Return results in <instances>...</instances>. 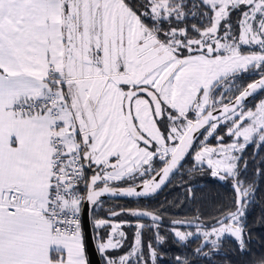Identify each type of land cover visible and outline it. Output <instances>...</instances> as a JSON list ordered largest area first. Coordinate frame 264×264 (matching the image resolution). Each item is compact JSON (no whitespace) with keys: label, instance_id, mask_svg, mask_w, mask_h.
<instances>
[{"label":"snow or ice","instance_id":"snow-or-ice-1","mask_svg":"<svg viewBox=\"0 0 264 264\" xmlns=\"http://www.w3.org/2000/svg\"><path fill=\"white\" fill-rule=\"evenodd\" d=\"M245 73L259 79L242 87ZM257 91L264 0H0V264H90V243L104 264H162L142 239L156 229L164 243L161 214L96 210L105 196L154 194L192 152L232 180L234 200L174 237L202 238L205 258L225 238L246 252L255 185L240 164L247 145L264 146V100L244 101Z\"/></svg>","mask_w":264,"mask_h":264},{"label":"trees","instance_id":"trees-1","mask_svg":"<svg viewBox=\"0 0 264 264\" xmlns=\"http://www.w3.org/2000/svg\"><path fill=\"white\" fill-rule=\"evenodd\" d=\"M258 78V74L245 73L239 84L246 87L248 83ZM263 95L264 91H261L245 106L252 107ZM220 134L222 135V132ZM200 136H198L199 140ZM209 143L216 144V140L210 138ZM192 154L193 152L182 161L185 166L180 174L176 173L160 194L141 205L143 208L150 204L152 210L158 211L166 219L178 217L183 220H195L199 217L198 222L204 224L203 226L212 225L216 222L218 210L232 207L233 182L231 179L220 180L202 169L195 168L191 159ZM242 157L240 168L243 170L245 164L247 168L240 178L244 180L245 186L255 185L253 200L245 217L246 239L249 241L247 250L241 252L234 239L225 238L220 251L205 258L195 253V250L203 244L199 239L183 245L182 253H178L182 259L187 258L190 264H264V146H260V143H252L245 148ZM96 214L104 217V214L97 212ZM210 248L211 245L205 247L204 251L208 252ZM161 262L176 264L174 258H164Z\"/></svg>","mask_w":264,"mask_h":264},{"label":"flooded vegetation","instance_id":"flooded-vegetation-1","mask_svg":"<svg viewBox=\"0 0 264 264\" xmlns=\"http://www.w3.org/2000/svg\"><path fill=\"white\" fill-rule=\"evenodd\" d=\"M219 132H222V135H225L226 129L221 127L219 129ZM200 137H201L200 140H202L203 136H200ZM225 140L227 142H230V138H228L226 135H225ZM211 144H213V143H211ZM213 145H215V144H213ZM198 147H199V144H197V148ZM191 159H192V161L194 163V167L195 168L197 167L199 169H202L203 171H206V172L210 173V176H212L211 175V171L207 168L206 164L205 165H201L200 167L195 165L196 161L194 159V152L191 155ZM183 166H185V164H183ZM183 166L182 167H178L179 169L177 171L175 170L176 172L174 171L173 176L176 173L180 174V171L183 168ZM173 176L171 177V179L173 178ZM171 179L166 184V186L160 192H158L155 196H152V197L144 199V200H125V199H113V198L103 199V201H104L103 208L97 209L96 212L99 213V214H104V217H105L107 215V212H108L109 209L119 210L121 208H125V209H147V210H152L150 208V204H148L147 207H143V208H142L141 204L142 203L145 204V202L150 201L151 199L156 197L158 194H160L167 187V185L170 183ZM162 217H163V219L160 222L161 227L159 229V232H160L161 235H163L165 237L164 243H162V244H157L156 243V240H155L156 229H145L142 239H143V242H144L145 246H147V244H149V243H152L153 246L158 250L160 261L163 260L164 258H166V259L174 258V260L176 261V258L180 257V255L178 253H182V249L181 248H182L183 245L188 244L189 242H192V241L199 240L201 238L198 239V238L195 237V238H190L187 242H180V241H178L177 238L174 237V234H173L172 230L174 228H179V230H181V231L191 232V231L197 230V228L194 227V225H196V223H199V222L193 220L194 223L192 225H174L172 223V221H174V220H183V219L178 218V217L169 218V219L167 218L166 219L163 215H162ZM115 219L116 220H128V221L135 222L138 218L130 216V215H122V216L115 217ZM140 222H142L144 224H148V225L151 224L150 218H143V219L140 220ZM124 231L127 233V241L125 242V248L120 250V251L126 250L132 244L133 236H134V232H135V227H134V225L132 227L125 226L124 227ZM97 251H98V249H97ZM98 255H99V259H100L101 264H104V258H103V256H101L99 251H98ZM112 255L116 256L117 253L113 252ZM180 258L182 259V257H180Z\"/></svg>","mask_w":264,"mask_h":264},{"label":"water","instance_id":"water-1","mask_svg":"<svg viewBox=\"0 0 264 264\" xmlns=\"http://www.w3.org/2000/svg\"><path fill=\"white\" fill-rule=\"evenodd\" d=\"M259 79V78H258ZM261 91H257L256 93H253L252 96L248 97L245 101L244 104L246 105L252 98H254L258 93H260ZM203 131V129L201 130V132ZM200 133H197V137L199 136ZM174 172L172 174H170L168 180L165 182L164 185H162L154 194L148 196V197H141V198H125V197H115L113 199H125V200H144L147 198H150L152 196H155L158 192H160L165 186L166 184L169 182V180L171 179V177L173 176ZM108 198H112V197H102L101 199H108ZM88 255H89V260H90V264H101L100 259H99V255H98V251L97 248L94 244L90 243L88 246Z\"/></svg>","mask_w":264,"mask_h":264},{"label":"rangeland","instance_id":"rangeland-1","mask_svg":"<svg viewBox=\"0 0 264 264\" xmlns=\"http://www.w3.org/2000/svg\"><path fill=\"white\" fill-rule=\"evenodd\" d=\"M261 100H264V95H263V97L259 100V101H261ZM259 101L258 102H256L252 107H249V109H254L255 108V106L259 103ZM246 108H248V107H246ZM256 143H259L258 141L256 142ZM250 145V144H249ZM248 146V145H247ZM195 165L196 166H198V167H200L201 165L200 164H198L197 162H195ZM207 166V165H206ZM194 227H196L195 225H194ZM197 230H194V231H191V232H196ZM191 238H195V236L194 237H191ZM190 239V238H189ZM201 240H202V243H204V241H203V239L201 238Z\"/></svg>","mask_w":264,"mask_h":264}]
</instances>
